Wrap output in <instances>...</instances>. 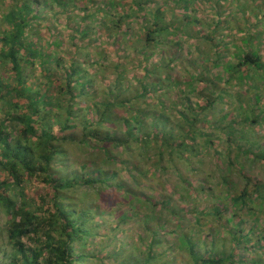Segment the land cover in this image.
I'll return each mask as SVG.
<instances>
[{
    "label": "trees",
    "instance_id": "16d2710c",
    "mask_svg": "<svg viewBox=\"0 0 264 264\" xmlns=\"http://www.w3.org/2000/svg\"><path fill=\"white\" fill-rule=\"evenodd\" d=\"M115 1L109 0L101 8L98 0H0V70L5 68L4 72L0 71V214L5 218L3 232L7 234L6 244L11 251L7 264H83L89 259L104 264L108 257L100 258V255L105 249L102 248L99 252L97 249L88 251L93 245L91 239L96 235L95 230L101 218L117 216V226L120 229L122 224L130 220V214L137 216L142 208L152 203L139 194L127 193L128 196H124L118 204L132 209H106L116 199L114 191L121 190L124 185L123 182H117L121 173L117 167L136 172L137 175L133 176L134 184L141 186V179L147 172L140 171L143 170V165L137 163L139 156L144 158L143 163L147 160L151 162L155 175L161 171L166 172V160L173 168L176 158L189 162L192 156L199 154L198 138L203 136L202 130L205 129L204 123L209 113L225 96L221 94L214 97V89H209V96L204 95V91L190 85L191 81L183 83L170 80L172 83L167 84L168 88L172 84L180 87L178 92L183 103L179 105L183 106V110L177 111L178 102L168 100L159 102L158 109L155 108L156 111L153 112L151 103L147 101L160 89L163 81H159V76L152 79L143 77L140 92L130 99L125 95L130 86L126 85L123 91V77L119 75L115 88L109 86L105 99L96 102L85 111L86 115L81 116L80 110H75L76 88H80V97L85 95V90L89 89L85 65L88 68L92 65L87 64V60L81 63L73 58L67 66L66 59L58 55V48L62 43L54 40L52 27L45 26L43 22L46 15L55 18L59 15L66 16L68 24L74 25L72 28L79 39L91 38L93 34H97L92 28L93 20L102 13L104 17L95 28L106 30L105 37L110 44L116 46L126 35L124 24L130 14L120 11ZM182 2L190 4L189 0ZM142 6L134 3L136 10H142ZM86 22L89 23L83 28ZM258 28L261 29L259 25L249 27L246 36L252 40L261 39L263 34ZM171 29L173 28L168 25L158 31L148 30L147 40L157 42L158 35L155 32L162 31L171 35ZM213 31L216 32L217 28ZM77 39L73 37L74 41ZM175 45L178 48L180 46L179 43ZM237 50L236 65L226 64L225 55L220 51L215 54L213 70H220L226 75L220 80L211 81L214 84L219 81L233 85L234 92L242 87L251 89L259 86L264 81L262 50L249 46L238 47ZM78 51L81 53V49ZM172 56L171 63L180 62L181 58L176 53ZM100 61L96 65L102 69ZM34 73L41 74L40 82L31 81ZM205 75L200 73L194 79L205 82L201 79ZM234 92L231 95L235 96ZM194 94H199L197 97L202 105L193 106ZM254 100L256 104H261L260 96L254 95ZM136 105L144 110L139 108L140 111H134ZM255 108L257 107L251 109L247 105L238 114L240 116L244 113L249 119L246 124L264 125V111L261 110L256 115ZM145 111L148 114L143 116ZM77 119L83 126L79 139L75 138L72 131L77 128L73 124ZM235 124L233 121L227 127L228 135L223 133L230 141L232 139L229 136L236 133ZM134 145L137 155L131 156ZM202 145V148L209 150L215 146V142L210 136H206ZM70 148L86 155V162L80 165V172L70 171L69 162L74 154ZM249 150V163L254 165L258 160L264 161V155L254 157L251 149ZM243 152L240 150L237 158ZM125 155L134 159V165H129L130 159H126ZM214 156L218 158L217 162L221 159L216 151ZM33 182L40 183V186L35 196L28 197L29 185L32 186ZM223 182L227 184L228 180L224 179ZM84 187L94 191H83ZM109 189L113 195L107 194ZM257 189L263 188L259 185ZM208 195L210 198L214 193ZM251 195L245 189L241 195L231 198V201L238 203V210L246 217H250L253 212L248 207ZM97 199H105L107 204L98 205L94 202ZM169 205L170 202L166 200L162 206L169 216L174 218L179 215ZM136 206L139 209L134 210ZM260 208L263 209L264 206ZM192 212L200 226L203 213ZM249 221V218H244L241 222L244 225ZM162 224L152 230L150 245L156 246L157 243L164 242L162 236L159 239L160 235L169 234L173 244L187 254L185 260L188 264H243V261L235 263L234 260L238 257L237 248L241 237L231 238V250L225 241L214 238L206 246L207 252L201 255L197 252L198 241H195L197 235L194 230L182 229L180 225L167 232ZM147 227L151 230V227ZM216 235L219 236V233ZM260 242H264V239ZM261 243L258 244L263 246ZM114 254L122 256L123 249L116 250ZM160 260H163L162 255L157 256L151 252L146 256L144 264H155ZM121 264H140V261L129 258Z\"/></svg>",
    "mask_w": 264,
    "mask_h": 264
},
{
    "label": "rangeland",
    "instance_id": "374dc122",
    "mask_svg": "<svg viewBox=\"0 0 264 264\" xmlns=\"http://www.w3.org/2000/svg\"><path fill=\"white\" fill-rule=\"evenodd\" d=\"M98 1L102 8L109 0ZM189 1L190 4L186 5L182 0H116L120 11L130 14L124 24L126 35L116 46L110 44L105 37L106 30L95 28L100 19L104 17L102 13L96 20H93L92 28L97 34H93L91 38L79 39L80 37L72 28L74 25L68 24L66 16L59 15L55 18L46 15V20L43 22L45 26L52 27L54 40L62 43V46L58 48V55L66 59L67 66L73 58L81 63L87 60L86 63L92 65L90 68L85 65L91 90L86 89L85 95L80 97V88L78 86L76 88L75 110H80L81 116L86 115L85 111L96 102L105 99L109 86L115 88L114 84L120 79L119 75L123 77L121 80L123 91L126 85L130 86V89L125 92L130 99L140 92L143 77L152 79L154 76H159V81H163L160 89L156 90L153 97L147 101L151 103L150 107L153 112L156 111L155 108L158 109L159 102L168 100L178 102L177 111L183 110V106L179 105L183 103L182 96L179 97L178 92L180 87L172 84L171 88H168L167 84L172 83L170 80L183 83L191 81L190 85L199 91H204V95L209 96V89H214V97L225 95L222 96L223 100L217 102L215 109L209 113L204 123L205 129L202 130L203 136L198 138L199 154L192 156L189 162L176 158L173 168L166 160L164 162L166 172L161 171L155 175L150 166L151 162L147 160L143 163L144 158L137 156V163L143 165V170L140 171L147 172L146 176L141 179V186L134 184L133 176L137 175L136 172L117 167L121 171L117 182H123L124 185L120 188L121 190L114 191L117 195L116 199L106 209L115 208L116 211L121 208L126 211L132 209L130 206L118 204L119 200L128 196L127 193L139 194L143 199H150L152 203L138 210L137 216L130 214V220L122 224L120 229L117 226V216L101 218L95 230L97 236L92 237L93 245L88 251L92 252L97 249L99 252L102 248L105 249L100 255V258L108 257L104 264H121L129 258L134 261L139 260L140 264H144L146 256L151 252L157 256H163V260L155 264L162 262L173 264L174 261V264H188L185 260L187 254L173 244L171 235L161 234L159 239L162 236L164 242L157 243L156 246L150 245L152 230L162 223L167 232L180 225L182 229L194 230L197 235L195 241H198L197 252L199 251L201 255L207 252L206 246L211 244L214 238L225 241L231 250L233 248L231 238L241 237L240 246L237 248L238 257L234 259L235 263L243 261V264H255V262L264 264V242H260L262 238L264 239V208H260L264 206V161L258 160L252 165L248 161L250 156L247 154L251 149L254 157L264 155V125L246 124L249 119L243 115L244 113L240 116L238 114V111L247 105L249 108L251 106V109L257 107L254 110L256 115L261 110L264 111V81L259 86L251 89L242 87L241 90L236 89L235 92L233 85L229 86L219 81L218 84H214L211 81L220 80L226 75L220 70H213V64L216 62L215 54L219 51L225 55L226 64H237L235 54H238V47L247 48L249 46L252 49L262 50L264 58V0ZM134 3L142 4V10H136ZM88 23L86 22L83 28ZM155 24L158 26L155 27ZM168 25L173 28L170 30L171 35L162 31L155 32V35H158L157 42L147 40L148 30L154 32ZM254 25L261 27L258 31L262 32L263 37L259 40H252L251 37L246 36L247 29ZM214 28H217L216 32L213 31ZM73 37L79 40L74 41ZM178 43L179 48L175 45ZM78 49H81V53ZM174 53L181 58L180 62L175 64L171 63ZM99 60H101L102 69L96 65ZM4 70L5 68L0 71L4 72ZM200 73L206 74L201 77L205 82H198L194 79ZM32 77L31 81L35 82H40L42 78L41 74H35ZM147 83H150V80H147ZM232 92L235 96L231 95ZM254 95L260 96L261 104H256ZM197 96L199 94H194L193 97L191 95L193 106L202 103ZM139 108L144 110L143 107L136 105L134 111H140ZM147 114V111L142 113L143 116ZM233 121L236 122V133L229 136L232 139L230 141L227 136L229 133L227 127L232 125ZM73 124L77 128L72 131L75 138L79 139L83 133L81 129L83 126L80 125L78 119ZM100 130L104 131L105 128H100ZM206 136H210L215 142V146L209 150L202 148ZM240 150L244 151L243 155L237 158ZM70 151L74 152L69 162L70 171L80 172V165L86 162V155L76 149L70 148ZM215 151L221 157L218 160L219 163L216 160L217 157L214 156ZM135 152L137 153V150L134 145L131 156L137 155ZM131 156L125 155L124 157L130 159L129 165L132 166L135 161ZM234 161L236 162L231 167L230 164ZM224 179L228 180L227 184L223 182ZM31 184L28 197L35 196L40 186L37 182ZM259 185L263 189H257ZM84 189H87V192L94 191L87 187L82 190ZM245 189L250 195L252 194L248 201L249 209L253 210L250 217L244 216L242 211L238 210L240 207L238 203L231 201L233 196L241 195ZM110 190L107 194L113 195ZM211 192L214 196L209 198L208 193ZM166 200L179 215L174 218L169 216L167 210L162 207ZM94 202L101 206L107 204L105 199H97ZM136 209L139 207L136 206L134 210ZM192 211L203 213L200 226ZM206 213H211V215H206ZM234 214L236 216H233ZM244 218H249L250 221L242 225L241 221ZM4 223L5 218L0 214V264L9 262L8 256L11 252L6 244L7 234L3 232ZM235 223L240 226H236ZM147 226L151 227V230H148ZM216 233H219V236ZM120 249H123L122 256L114 254ZM83 264L101 263L95 259H89Z\"/></svg>",
    "mask_w": 264,
    "mask_h": 264
}]
</instances>
